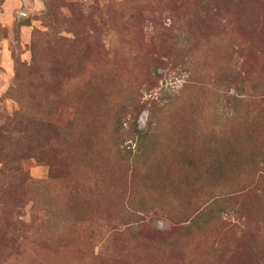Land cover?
I'll use <instances>...</instances> for the list:
<instances>
[{
  "label": "rangeland",
  "instance_id": "374dc122",
  "mask_svg": "<svg viewBox=\"0 0 264 264\" xmlns=\"http://www.w3.org/2000/svg\"><path fill=\"white\" fill-rule=\"evenodd\" d=\"M241 80L257 88L244 106H259V126L228 103ZM77 106L108 117L96 137L85 125L78 139ZM237 115L264 146V0H0V264H264V168L255 182L229 177L218 203L199 197L214 220L191 230L159 197L179 202L171 184L147 192L140 174L130 210L127 173L109 164L117 124L132 152L144 146L130 126L188 122L219 143ZM87 137H110L108 165Z\"/></svg>",
  "mask_w": 264,
  "mask_h": 264
},
{
  "label": "trees",
  "instance_id": "16d2710c",
  "mask_svg": "<svg viewBox=\"0 0 264 264\" xmlns=\"http://www.w3.org/2000/svg\"><path fill=\"white\" fill-rule=\"evenodd\" d=\"M112 5L113 3L109 8H112ZM77 29H79L78 26ZM104 34L107 36L109 45L110 43L111 45L114 43L113 45L116 46L115 40H117L119 32L116 31L110 19L104 25ZM176 42L178 40L175 39L174 44H177ZM233 83L237 84L238 93L228 100V103L232 104L230 107L233 110H237L234 112L238 113L241 119L246 118L249 121L252 117L255 124L259 126V117L261 115L259 106H257L256 111L247 109L244 106L252 101L251 92L257 91V88L247 86L244 80L233 81ZM74 113V119L71 122L77 131L80 132L77 133L78 139L81 138L84 132H89L85 125L91 127L88 135L96 137L94 135L96 134V130L108 118L104 117L103 114L94 115L90 111L89 106L85 107V109L78 108L77 106ZM237 117L238 115L236 117L225 118L224 124L227 127L226 130L220 134L221 137L219 135L215 136L222 140L219 143L210 138L206 127L203 129L200 125H193L188 122L179 123L173 129H168V133L163 134L158 133L160 126L163 125L160 119L151 122L148 128H140L138 125H133L130 126L132 140L137 138L136 147H140L141 145L144 147L141 146L142 149L139 150L137 148V151L134 150L132 152H126L121 148L127 141V138L123 139V137L128 132L123 130V125L121 127V124H117L113 130L121 128L114 132L117 135V139H119L115 142L120 141L119 146L117 147L116 143L114 145L107 143L110 142V137L106 141L107 145H110L111 158L109 164L116 172L127 173V184L122 188V191L125 193L124 200L130 210H139L138 208L134 209L131 199L136 198L137 192H140V189L135 187V181L137 180V176L141 174V180L146 185L147 192L155 182L163 184L162 186L164 184H166L165 186L172 185L173 195H179L182 202L181 199L179 202H177V199L173 202L171 197L164 194H160L159 197L170 198V205L176 210L177 216L180 217V222H188L191 230L198 228L199 225H210L213 223L214 218L211 220L206 216L210 212L212 213L211 206L214 207L215 203L210 205L205 211L199 197L202 198L204 195H208V192H215V200L218 203V200H223L225 191H222L224 188L222 185L227 182L229 177L237 181L255 182L256 177L264 168V166L258 167V159L262 156L264 157V146L260 137H255V134L247 126H245V129H239V126L236 124L238 121ZM172 120L178 123L176 121L177 118H173ZM189 125H193L195 130L191 129ZM248 125L256 126L252 123ZM67 131L68 128L66 127L65 132ZM87 141L85 143L87 148L85 149L90 154L100 153L99 159H102L100 164L108 165L107 162L103 164L105 161L100 151V148L106 145V143H103L98 138ZM243 163L250 165L242 167ZM174 165H179V171L175 175H172L167 169ZM129 172L132 173V180L131 178L128 179ZM248 183L241 182L240 187L243 188ZM142 211L148 212L146 210ZM207 218L210 220H207Z\"/></svg>",
  "mask_w": 264,
  "mask_h": 264
}]
</instances>
